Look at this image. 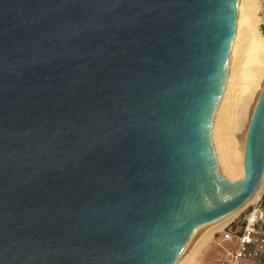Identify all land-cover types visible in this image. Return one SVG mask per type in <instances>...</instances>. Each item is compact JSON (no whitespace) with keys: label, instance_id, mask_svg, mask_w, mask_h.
Returning <instances> with one entry per match:
<instances>
[{"label":"water","instance_id":"obj_1","mask_svg":"<svg viewBox=\"0 0 264 264\" xmlns=\"http://www.w3.org/2000/svg\"><path fill=\"white\" fill-rule=\"evenodd\" d=\"M237 0H0V264H176L264 173V85L243 184L215 101Z\"/></svg>","mask_w":264,"mask_h":264},{"label":"bare ground","instance_id":"obj_2","mask_svg":"<svg viewBox=\"0 0 264 264\" xmlns=\"http://www.w3.org/2000/svg\"><path fill=\"white\" fill-rule=\"evenodd\" d=\"M235 7L233 41L226 74L215 101L213 121L223 180L241 185L245 180L246 132L264 85V39L259 31L261 0H237ZM263 191L264 173L258 188L245 204L229 215L217 218L209 229L192 237L176 264H194L198 253L214 239V235L227 229L247 206L258 204Z\"/></svg>","mask_w":264,"mask_h":264},{"label":"built area","instance_id":"obj_3","mask_svg":"<svg viewBox=\"0 0 264 264\" xmlns=\"http://www.w3.org/2000/svg\"><path fill=\"white\" fill-rule=\"evenodd\" d=\"M235 222L216 234L220 254L215 264H264V211L261 204L258 202L247 208L242 224L233 228Z\"/></svg>","mask_w":264,"mask_h":264},{"label":"rangeland","instance_id":"obj_4","mask_svg":"<svg viewBox=\"0 0 264 264\" xmlns=\"http://www.w3.org/2000/svg\"><path fill=\"white\" fill-rule=\"evenodd\" d=\"M263 2H264V0H261V6H262ZM262 11H263V14H261ZM261 13H260V18H261L262 23L259 27V31H260L261 37L264 39V31H263L264 21L262 18V16L264 15V7L263 6L261 9ZM223 127H225V126H223ZM225 129H226V127H225ZM262 201H264V191H263L262 196L258 202L260 204H262ZM255 204H257V202ZM255 204L247 206L246 209L249 208L250 206L255 205ZM246 209L242 213H240V215L235 219V221H238V222L242 221L241 219H242L243 214L245 213ZM217 238L218 237L215 234L214 239L204 249H202L198 253L199 255H198L197 259L195 260L194 264H215L216 259L218 258L219 254H220V249L216 245Z\"/></svg>","mask_w":264,"mask_h":264},{"label":"trees","instance_id":"obj_5","mask_svg":"<svg viewBox=\"0 0 264 264\" xmlns=\"http://www.w3.org/2000/svg\"><path fill=\"white\" fill-rule=\"evenodd\" d=\"M262 6L264 7V2H263V4H262ZM262 18H263V21H264V15L262 16ZM261 208H262V210L264 211V201H262V204H261ZM242 220V219H241ZM242 224V221H236L235 222V224L232 226L233 228L234 227H238V226H240Z\"/></svg>","mask_w":264,"mask_h":264}]
</instances>
